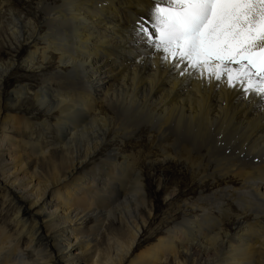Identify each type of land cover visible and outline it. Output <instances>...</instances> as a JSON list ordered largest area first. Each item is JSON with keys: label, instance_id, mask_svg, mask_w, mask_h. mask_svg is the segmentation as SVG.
Instances as JSON below:
<instances>
[{"label": "bare ground", "instance_id": "6f19581e", "mask_svg": "<svg viewBox=\"0 0 264 264\" xmlns=\"http://www.w3.org/2000/svg\"><path fill=\"white\" fill-rule=\"evenodd\" d=\"M27 1L34 3L29 13L19 7L22 0H0V39L4 33L9 38V49L0 43V150L9 141L15 146L17 130L26 134L39 126L41 142L48 131L58 136L32 146V156L45 161L50 148L59 149L67 171L56 183L23 184L0 170L3 199L14 214L12 234L0 224V264H264V101L178 75L136 47L132 30L152 0ZM54 58L56 66L49 67ZM18 66L35 71L39 85L32 88L15 76ZM29 92L41 113L12 114ZM222 128L243 144L212 141ZM144 131L160 149L161 163L186 162L200 184L218 177L234 180L232 185L195 203L185 201L182 218H172L164 230L151 227L153 206L143 173L136 162L120 163L126 140ZM110 135L123 146L109 152L101 174L87 172L82 179L80 170L97 158ZM78 148L86 152L83 159ZM216 150L231 158L217 160L212 171L204 161ZM134 173L128 193L124 178ZM177 191L167 200L178 198ZM47 194L51 201L42 204ZM111 194L123 200L112 207ZM234 203L238 222L229 233L223 223L231 220ZM248 216L252 222L242 221ZM110 217L127 237H107L106 254L85 255L100 237L80 234L79 226L94 218L103 231ZM43 226L54 235H45ZM75 246L86 250L73 253Z\"/></svg>", "mask_w": 264, "mask_h": 264}, {"label": "rangeland", "instance_id": "374dc122", "mask_svg": "<svg viewBox=\"0 0 264 264\" xmlns=\"http://www.w3.org/2000/svg\"><path fill=\"white\" fill-rule=\"evenodd\" d=\"M20 4L21 5H19V7L25 13H29L30 10H32L34 7V3L30 5L27 0H22ZM8 39L9 38H7L6 33H4L3 39H0V43L2 46H4L5 49H9ZM12 42L14 45H16L13 40ZM56 64L57 59L54 58L49 61L48 66L55 67ZM17 71L18 74L15 76H23V82L26 83V85L31 86L32 88H35L37 85H39L38 78L35 77V71H30L29 69H25L22 66H18ZM15 82V79L10 82L7 86L8 89L12 88V85ZM8 91L6 90V92ZM10 93L11 91L9 92V94ZM22 101V108H18L17 110L15 109L16 111H12V114L14 113L15 115H19L22 117L27 116L28 118L33 115H37L38 113H41V109L38 108L36 105H33L32 95H30V92L29 95L24 97ZM42 121L43 119L41 117L40 119H38V121H36V123L41 124ZM41 129V127L35 126L30 131L26 132V134L23 133L22 129L20 131L17 130L14 133L15 146L11 145L12 141H9L6 144L7 146H4L0 150V170L7 171L6 174L12 173L10 179L19 180L23 184H29L32 180L34 181V183L52 184L56 183V176L62 179L65 177L67 171L65 166L66 161L63 158V153L59 149L55 150V148H50L52 155L49 157L48 160L45 161H36L35 158L32 156V146H37L41 143L45 145L47 143V140L49 141L50 139L57 138L58 136L56 132L48 131L47 140L41 142L39 136ZM1 133L2 131L0 130V134ZM31 134H33L34 137L33 140L31 139L32 141L28 138V136ZM211 140L220 144L233 142H238L237 144H243V142H241L242 140L239 137H236L230 132L225 131L223 128L217 131L214 137L211 136ZM122 146L123 145L120 140H115L113 136L110 135L108 137V142L106 143L105 147L102 148V150L99 152L97 158H95V160L90 161L85 166V168L81 169L79 175L82 177V179H85V177L87 176V172L95 171V173L101 174V169L105 166V161L107 160L109 152L113 149ZM124 146L125 148L123 151L126 156L120 158V163L123 162L124 159H129L130 162H136L137 170L140 169L142 171V181L145 184L144 188L147 191L149 202L153 206L151 227L157 228V230L158 228L164 230L165 227L170 225L172 218L177 220L179 218H182V210L184 208L183 205L185 201L188 200L190 202L195 203L201 195L208 196L218 189L223 190L226 187L232 185L231 182L234 181L229 179L220 180L217 177V180L211 178L208 179V182L200 184L198 181L199 175L194 174L186 162H167L166 164L161 163L159 157L160 149L154 141H150L149 134H147V132L145 131L141 134L140 138H131V140L129 141L126 140V144ZM9 149H12L13 151L10 152ZM79 149L80 148H78V155L81 157V159H83L86 156V152L84 149ZM219 153L222 155L220 156ZM214 154H212L214 156L206 155L208 156V159H210V161H204V164L209 165L212 171H214V168L216 167L217 160L223 159V157L229 159L231 158L230 156H228V154H225L223 151L219 152V150L214 151ZM9 161L12 162L9 163ZM22 165L24 166L22 167ZM208 172H210L209 169ZM136 176L137 175L134 173L133 175H129L128 177L124 178L126 180L124 190H127L128 193L129 191L130 193H133L131 189L134 187V185L131 186V183L134 180H137ZM58 185L53 186L52 188L57 187ZM233 186H235V188L240 187L239 184ZM114 189H117L116 186H114ZM161 189H166L167 192H162ZM3 190L4 189H0V224L7 226L12 234L14 230L11 229H14V226L12 225V223H9V221H11V218L14 217L13 209L9 199H3ZM176 190H178L177 192H175V194L179 195H177L178 198L176 197L174 200L168 201V193H172ZM119 195L114 196L113 194H111L110 197L113 196L114 200H111V202L109 201L108 204L113 205L112 207L116 206L117 202L123 200ZM52 196V194H47L42 200V204H49ZM114 201L115 203H112ZM51 205L55 206V203H51ZM230 210L232 212L231 220H225L223 224L227 232L234 233L236 223L238 222V217L236 215H238L239 210L235 203L232 204ZM30 213L33 214L34 211L31 210ZM187 213L188 216H192L196 212ZM145 216L146 218H148L147 215ZM118 218L119 215H117V219ZM244 218L245 219H242V221L244 220L245 222H252V219L250 218H253V216H248ZM45 220L47 221V219ZM95 226L96 224L94 218H86L85 223L79 226L78 230L80 234L96 235V237H100L98 242L96 244H92V249L85 255L94 254V256H96L97 253L106 254L108 246L107 237H127L124 227L113 217H110V220L105 224V230L98 231ZM42 232L45 235H54L53 231L47 228L44 229V226L42 227ZM149 232L150 231L148 230L147 233ZM66 234L68 236V232ZM145 237H149V235H146ZM155 237H158V235ZM85 250V248L75 246V252L73 253L81 254Z\"/></svg>", "mask_w": 264, "mask_h": 264}, {"label": "snow or ice", "instance_id": "6c2138e0", "mask_svg": "<svg viewBox=\"0 0 264 264\" xmlns=\"http://www.w3.org/2000/svg\"><path fill=\"white\" fill-rule=\"evenodd\" d=\"M132 34L178 75L264 101V0H152Z\"/></svg>", "mask_w": 264, "mask_h": 264}]
</instances>
